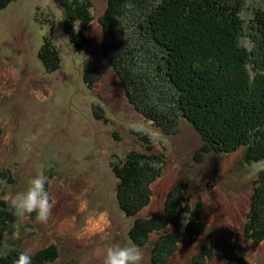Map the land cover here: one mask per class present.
<instances>
[{
    "label": "rangeland",
    "instance_id": "374dc122",
    "mask_svg": "<svg viewBox=\"0 0 264 264\" xmlns=\"http://www.w3.org/2000/svg\"><path fill=\"white\" fill-rule=\"evenodd\" d=\"M74 1L92 5L84 37L80 21L66 20L86 17ZM106 6L107 0H13L0 11V199L10 205L43 169L55 201L47 224L35 214L6 222L0 253L30 249L45 264H103L108 247L135 245L134 230L154 227L159 231L149 241L136 240L147 263L166 261L175 236L182 241L167 264L201 261L203 245L213 251L207 264H264V240L254 243L264 235V171L250 175L245 148L206 156L202 139L179 114L149 111L150 117L145 106L143 114L131 105L134 95L128 102L102 54L98 22ZM124 17L115 18L116 28ZM118 37L113 46L122 42ZM47 51L56 54L58 68ZM129 53L121 45L111 56L131 73ZM94 78L100 80L92 88ZM145 102L151 109L164 104ZM181 203L200 204L201 221Z\"/></svg>",
    "mask_w": 264,
    "mask_h": 264
},
{
    "label": "trees",
    "instance_id": "16d2710c",
    "mask_svg": "<svg viewBox=\"0 0 264 264\" xmlns=\"http://www.w3.org/2000/svg\"><path fill=\"white\" fill-rule=\"evenodd\" d=\"M12 1L0 0V11ZM83 2L86 6L77 1L72 2V6L85 12L92 5ZM62 5L60 8L65 10L66 4ZM255 5L248 6L246 0H107V10L98 22L103 27L105 39L102 54L110 58L109 65L128 102L129 96L134 95L135 102L131 105L136 110L144 114L141 109L145 106L147 115L151 111L161 118L167 113L173 117L179 114L180 119L191 124L202 139L201 151L205 149L206 156L229 154L245 148L244 158L250 165L253 161L264 160V3ZM85 13L84 20L71 16L66 19L82 23L81 37L93 23ZM121 14L125 20L116 28L114 20ZM107 26L112 28L108 39ZM113 36L122 40L116 47L122 45L130 51L134 67L131 73L123 66L124 62H118L121 65L113 63L111 55H115L116 48L112 45ZM50 57L58 68L59 60L54 51ZM122 72L128 77H122ZM94 79L92 88L100 80ZM148 100L150 103L164 101L169 106L163 104L161 109H151L146 106ZM163 120L156 119L155 122ZM169 122L167 116L165 124L168 126ZM163 124L157 128L162 130ZM210 145L213 147L206 149ZM263 178H259L260 184ZM181 193L185 201V195ZM123 199L127 200L126 194ZM199 205L183 206L181 203L179 206L182 210L186 207V213H196V221H201ZM141 206L144 209L145 203ZM18 219L7 201L0 199V251L8 232L7 223L12 224ZM153 228L141 233L134 230L131 240L143 248L144 245L136 240L142 242L146 236V242L149 241V234L159 231ZM190 233L186 237L201 236V232ZM247 239L253 241L250 237ZM263 240L264 235L254 243ZM181 241L174 236L173 250L166 261L157 262V258H153L147 264H167L175 254L176 242ZM201 248L200 251L205 252L198 256L203 259L196 262L194 257L191 264H207L214 257L213 251L204 245ZM16 250L0 255V264H14L19 252ZM38 254L33 256V264H45L46 261L36 258Z\"/></svg>",
    "mask_w": 264,
    "mask_h": 264
},
{
    "label": "clouds",
    "instance_id": "9594fccd",
    "mask_svg": "<svg viewBox=\"0 0 264 264\" xmlns=\"http://www.w3.org/2000/svg\"><path fill=\"white\" fill-rule=\"evenodd\" d=\"M249 168L250 175L264 171V160L253 161ZM48 177L43 169L37 172L24 191L16 192L10 197L13 214L18 218L35 214L38 222L47 224L52 218L55 207L54 198L46 189ZM5 253H0L4 255ZM34 253L30 249L18 252L14 264H33ZM146 251L137 245L127 246L113 244L103 252V264H147Z\"/></svg>",
    "mask_w": 264,
    "mask_h": 264
}]
</instances>
